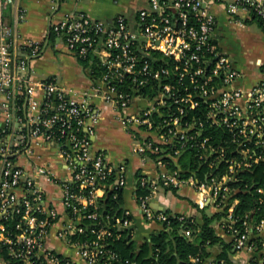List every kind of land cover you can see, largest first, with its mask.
I'll return each mask as SVG.
<instances>
[{
  "label": "built area",
  "instance_id": "2783aa9c",
  "mask_svg": "<svg viewBox=\"0 0 264 264\" xmlns=\"http://www.w3.org/2000/svg\"><path fill=\"white\" fill-rule=\"evenodd\" d=\"M222 2L148 0L134 17L120 13L110 21L82 11L66 13L51 24L50 34L67 53L98 68H85L91 86L76 97L55 78L31 79V62L48 42L24 40L6 18L16 0H0V103L7 111L6 126L14 118L18 124L16 131L0 128V264L123 261L115 241L129 237L131 213L111 215L104 201L108 192L124 188L127 165L111 162L94 147L97 97L121 113L136 150L164 169L156 179L139 180L149 190L135 193L146 220L169 228L175 214L155 211L150 201L161 188L189 182L210 195L232 250L250 254L251 264H264V217L237 214L239 189L230 184L241 172L264 164V66L250 90L236 86L240 72L216 36L213 5ZM226 9L238 24L256 18L264 25V0H233ZM16 18H26L22 6ZM131 108L136 112L128 113ZM206 125L225 128L235 148L229 152L227 141L216 144L204 135ZM35 139L59 145L71 172L70 180L60 182L63 214L48 202L37 179L44 168L30 172L17 161ZM194 149L204 163L183 169L180 155ZM223 163L226 172L215 173ZM204 164L209 170L200 177ZM257 191L264 195V187ZM186 218L178 216L181 222ZM53 234L73 253L53 247ZM183 234L192 238L190 230ZM224 263L196 254L188 264ZM124 264L136 263L126 259Z\"/></svg>",
  "mask_w": 264,
  "mask_h": 264
},
{
  "label": "crops",
  "instance_id": "0c3cea01",
  "mask_svg": "<svg viewBox=\"0 0 264 264\" xmlns=\"http://www.w3.org/2000/svg\"><path fill=\"white\" fill-rule=\"evenodd\" d=\"M233 0H224L213 5V11L217 17L216 36L220 45L232 57L240 76L236 86L245 91L262 78L264 66V26L256 18H243V24H238L227 12L226 6ZM148 0H16L15 6L6 12L8 23L16 28L24 40L48 42L43 53L31 62V79L35 81L55 78L57 84L64 88L70 96L82 97L91 86V79L85 68L78 63L79 59L69 53L50 38L51 24L61 20L71 11H82L95 18L112 20L118 14L123 13L128 17H134L136 11L147 5ZM17 6H22L26 11V18L18 21L16 18ZM49 39V41H47ZM54 47L57 50H47ZM39 99L42 93L38 94ZM98 108V121L93 137L94 147L105 151L111 162H125L127 171L125 186L123 188V210L131 213L132 225L129 228L131 242L140 246L144 240H150L151 236L162 230L161 224L146 220L135 198L138 190L137 177L140 175L148 179H156L164 172L153 156L144 157L136 150L135 139L129 131L121 113L112 104L106 103L101 97L94 99ZM245 104V100H242ZM7 111L0 103V128L18 129L14 118L13 123L6 126ZM136 112L131 108L128 113ZM136 126H134V129ZM141 137H146L141 133ZM17 161L27 171L33 172L38 168H44L45 172L37 174V179L44 187L48 202L61 214L64 207L61 204L60 182L71 179V172L57 144L46 143L41 139L32 140L28 149L23 151ZM179 163V161H178ZM176 188V193L166 188H161L151 199L150 206L155 211L169 210L173 214L184 215L192 218L202 225L204 214L216 216L212 226L216 233L227 243L230 238L222 230L219 221L220 214L213 205L207 192L198 191L191 183L187 182ZM51 245L59 251L71 254L64 242L52 235ZM138 248V247H136ZM220 245L212 246L210 255L220 257L222 254ZM250 254L247 252L233 251L229 258L237 264H251ZM83 264V263H81Z\"/></svg>",
  "mask_w": 264,
  "mask_h": 264
},
{
  "label": "trees",
  "instance_id": "16d2710c",
  "mask_svg": "<svg viewBox=\"0 0 264 264\" xmlns=\"http://www.w3.org/2000/svg\"><path fill=\"white\" fill-rule=\"evenodd\" d=\"M261 23V22H260ZM262 24V23H261ZM263 25V24H262ZM264 26V25H263ZM50 38L53 39L52 32ZM84 63V68L91 67L97 69L95 64ZM204 135L211 136L216 144L228 142L229 152L235 146L230 143V134L225 128L210 127L206 125ZM179 166L183 169L196 170L199 164L204 163L200 159L198 152L188 150L182 153L179 157ZM169 168L176 169V165L170 164ZM227 164L223 163L215 169V173L222 174L226 172ZM209 170V165L204 164L199 173L202 177L203 172ZM138 193L147 194L148 188L141 186V176L138 175ZM233 188L239 189L236 196L239 198L237 205V214H249L252 219H261L264 217V195L257 191L258 188L264 187V164H256L253 168L241 172L239 180L230 183ZM167 190H172L176 193V188L173 186L166 187ZM108 213L117 215L123 214V189H116L108 192V197L104 201ZM167 213L171 214L169 210ZM180 214L170 216L172 221L169 228L162 229L151 236L150 240H144L140 246H136L131 242L130 237L115 241V246L122 256L123 261L118 264H124L128 259L136 264H188L191 255L200 254L202 256L210 255L209 247L220 245L223 249L220 258L224 260V264H234L229 258V253L232 247L222 237H220L212 224L216 216H207L204 214L202 225L196 223L192 218H186L184 222L178 220ZM221 216V215H220ZM184 230L191 231V237L188 238L183 234ZM138 247V248H136Z\"/></svg>",
  "mask_w": 264,
  "mask_h": 264
},
{
  "label": "rangeland",
  "instance_id": "374dc122",
  "mask_svg": "<svg viewBox=\"0 0 264 264\" xmlns=\"http://www.w3.org/2000/svg\"><path fill=\"white\" fill-rule=\"evenodd\" d=\"M9 10H10V8H9ZM55 39H56V38H54L53 41H55ZM56 43H59V40H56ZM48 50H56L57 52H60V51H58V50H63V48H60V49L57 50V49L54 48V47H48L46 51H48ZM64 50H65V49H64ZM77 62L80 63L82 66H84V63H82V61L79 60V61H77Z\"/></svg>",
  "mask_w": 264,
  "mask_h": 264
}]
</instances>
